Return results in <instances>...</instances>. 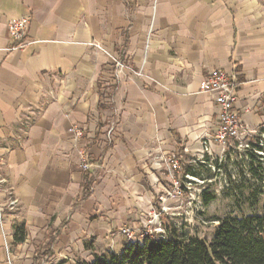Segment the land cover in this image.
<instances>
[{
	"label": "crops",
	"instance_id": "obj_1",
	"mask_svg": "<svg viewBox=\"0 0 264 264\" xmlns=\"http://www.w3.org/2000/svg\"><path fill=\"white\" fill-rule=\"evenodd\" d=\"M23 17L34 44L14 51L7 22ZM214 69L241 84L235 111L255 141L264 0H0V264L119 255L120 230L141 229L169 187L160 155L188 165L208 140L210 158L224 150L230 164L236 142L213 144L219 108L200 92Z\"/></svg>",
	"mask_w": 264,
	"mask_h": 264
},
{
	"label": "built area",
	"instance_id": "obj_2",
	"mask_svg": "<svg viewBox=\"0 0 264 264\" xmlns=\"http://www.w3.org/2000/svg\"><path fill=\"white\" fill-rule=\"evenodd\" d=\"M28 23V19L24 17L7 22L9 37L15 42L12 50H21L34 44L26 38ZM112 60L118 72L129 69V66L124 65L123 62L114 58ZM135 75L141 77L142 73L139 71ZM240 85L234 76L218 69L210 71L200 82V92L212 95L219 108L218 128L211 141L217 146L225 147L228 141L234 140L238 152L244 153L246 159L249 155H253L256 161L264 167V133H260L259 138L255 141H250L249 131L241 123L235 111ZM70 131L75 140L83 137L82 130L75 125L71 127ZM201 146L200 155L188 165H183L177 156L171 154L160 155L157 158L159 165L167 172L169 187L164 188L156 202L150 206L146 217L142 221L141 229L135 231L129 227H123L120 230V234L130 244H139L146 238L165 239L168 233L174 227L176 228V220H183L189 224L199 211V206H201L200 197L204 186L207 183H212L213 180L206 179L201 174L195 175L197 173L195 170L196 164L204 165L212 172L216 171L221 175V170H215V165L211 162L215 161L217 162L216 165L220 166L224 154V150H221L216 159H211L210 141L202 140ZM79 154L82 161V170L85 172L88 168L85 155L83 152ZM8 206L13 209L16 206V201H11ZM1 216L2 206L0 205V219ZM166 222L169 224L166 225ZM8 264H10L9 259Z\"/></svg>",
	"mask_w": 264,
	"mask_h": 264
},
{
	"label": "trees",
	"instance_id": "obj_3",
	"mask_svg": "<svg viewBox=\"0 0 264 264\" xmlns=\"http://www.w3.org/2000/svg\"><path fill=\"white\" fill-rule=\"evenodd\" d=\"M256 163L258 166L249 169L255 179L250 181L263 189L264 167ZM213 200V195L202 193L204 206ZM217 222L209 241L172 230L165 239L146 238L139 244H127L119 255L95 256L91 263L77 264H264V208L260 214L225 216ZM14 238L23 241V226L15 230Z\"/></svg>",
	"mask_w": 264,
	"mask_h": 264
},
{
	"label": "rangeland",
	"instance_id": "obj_4",
	"mask_svg": "<svg viewBox=\"0 0 264 264\" xmlns=\"http://www.w3.org/2000/svg\"><path fill=\"white\" fill-rule=\"evenodd\" d=\"M249 159L251 158H245L244 153L236 152L230 164L222 162L220 166L215 165V170L220 169L221 175L204 165L196 164L195 170L198 175L213 180L204 186L203 192L213 195L214 200L204 206L201 194L200 209L189 224L183 220H176V228L173 230H176L177 235L209 241L218 225L217 220L225 216L240 217L262 212L264 203L259 202L258 198L263 195L264 189L250 183L248 178L250 170L244 167ZM211 163L214 164L215 161ZM168 224L166 222V225Z\"/></svg>",
	"mask_w": 264,
	"mask_h": 264
}]
</instances>
